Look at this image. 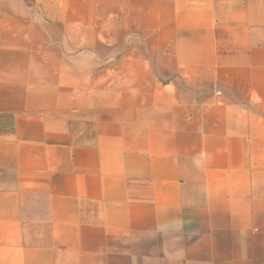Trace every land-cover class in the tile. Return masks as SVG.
I'll use <instances>...</instances> for the list:
<instances>
[{
  "label": "crops",
  "instance_id": "0c3cea01",
  "mask_svg": "<svg viewBox=\"0 0 264 264\" xmlns=\"http://www.w3.org/2000/svg\"><path fill=\"white\" fill-rule=\"evenodd\" d=\"M0 264H264V0H0Z\"/></svg>",
  "mask_w": 264,
  "mask_h": 264
}]
</instances>
